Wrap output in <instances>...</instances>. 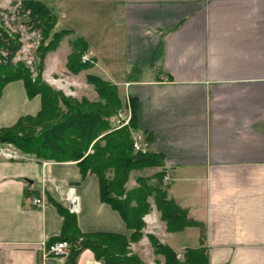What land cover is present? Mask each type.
<instances>
[{"label":"crops","instance_id":"crops-1","mask_svg":"<svg viewBox=\"0 0 264 264\" xmlns=\"http://www.w3.org/2000/svg\"><path fill=\"white\" fill-rule=\"evenodd\" d=\"M50 4L70 40L62 63L57 50L46 54L43 80L51 85L54 72L64 69L81 87L77 99L98 101L85 78L93 74L117 86L122 99L135 100L134 137L145 141L149 135L148 149L164 157L168 198L202 224V230L170 233L162 221L149 224L146 215L144 228L180 261L186 250L200 248L207 264H264V0ZM85 14L95 23L108 16V25L86 31L69 25ZM76 38L85 41L93 67L74 75L65 62ZM39 109V96L28 98L21 81L9 82L0 94V128ZM133 173L126 189L136 186ZM69 188L81 233L131 235L119 214L100 201L96 176L82 178L75 162L0 154V264H69L68 252L53 258L44 248L60 235L63 218L55 203L70 211ZM147 236L143 229L141 239L130 243L132 253L139 254L134 247ZM74 264L102 263L83 249Z\"/></svg>","mask_w":264,"mask_h":264},{"label":"trees","instance_id":"trees-1","mask_svg":"<svg viewBox=\"0 0 264 264\" xmlns=\"http://www.w3.org/2000/svg\"><path fill=\"white\" fill-rule=\"evenodd\" d=\"M18 1L22 12L27 14L28 25L39 29L45 38L56 23L45 0ZM69 33L61 29L46 43L40 41L36 50L38 64L33 73L23 63L12 62L21 45L19 35L0 22V94L7 83L19 80L28 98L40 97L36 115L22 116L13 126L0 128V144H10L21 154L38 161L75 162L82 178L88 174L96 176L100 201L115 210L126 228L132 231L129 237L113 233H81L74 213L55 203L63 224L60 235L50 243L67 242L69 264H74L83 249H89L102 264H144L129 247L142 237L143 217L150 211L149 200L167 232H179L186 227L202 230V224L188 218L187 211L168 198L163 155L150 151L148 146L140 150L133 148L137 131L135 100L122 99L117 86L93 74L85 78L96 92L98 101L66 96L42 79L45 54L54 50L58 41ZM70 49L65 62L67 71L76 75L93 67L92 60L81 61L87 52L82 38L72 40ZM126 118L127 123H124ZM149 139L146 135L145 141ZM150 168L157 171L149 177L136 178L137 186L126 189L132 171ZM147 238L153 253L164 257L163 264H207L203 249L186 250L180 261L168 246L152 235Z\"/></svg>","mask_w":264,"mask_h":264},{"label":"rangeland","instance_id":"rangeland-1","mask_svg":"<svg viewBox=\"0 0 264 264\" xmlns=\"http://www.w3.org/2000/svg\"><path fill=\"white\" fill-rule=\"evenodd\" d=\"M51 0H45L44 4L50 9ZM53 6V5H52ZM51 6V7H52ZM50 11L53 15L56 17V13H54V10L51 8ZM91 18H90V17ZM93 15L85 14L83 15V18L80 22L71 23L69 25H72L75 29L84 30L90 28L89 30H94L96 26L100 25H108V16H104V23H95L94 22ZM28 17L27 14L22 12V9L20 7V3L18 0H0V22L12 33H16L19 35V41L21 43L19 50L15 53V55L12 58L13 63L21 62L34 73L36 65L38 64V57L36 55V50L39 46L40 41L43 40V42H47L51 39V36L54 32L60 31L63 27L57 24V18L56 23L54 26L50 29L47 36L44 38L42 37V32L39 29H32L30 25H28ZM59 21H61L59 19ZM70 26V27H72ZM95 32V31H94ZM106 33H109V30L106 31ZM68 36L66 35L62 37L54 50L48 51L46 54L54 51H58L61 54L60 62L64 58V43L65 41H69ZM72 40V39H71ZM71 42V41H70ZM104 49L108 50V47H104ZM117 49V48H115ZM120 48H118V51ZM56 51V52H57ZM71 51V49H70ZM108 52V51H107ZM45 54V56H46ZM6 54L4 53L3 56ZM44 56V58H45ZM68 56V55H67ZM66 56V57H67ZM62 63V62H61ZM43 68H44V59H43ZM43 71V70H42ZM43 79V78H42ZM51 80L53 82L51 83V87L60 90L64 95L70 96L72 98L77 99V96L75 94V91L78 92L81 90V87L78 86V84L71 83V80L69 78V75L65 72L64 69H60L59 71H55L54 75L51 77ZM45 81V80H44ZM80 100V99H77ZM0 154L4 155L6 158H18V157H28L26 155L21 154L19 151H17L12 145L10 144H0ZM9 155L10 157H8ZM31 158V157H30ZM146 170V169H144ZM144 170H137V173H133L132 180H135L138 177H149L153 174L144 171ZM137 186V183H136ZM135 186V187H136ZM151 200H149V203ZM155 207H151L150 204V211L148 212L147 216H151L147 218V221L149 224H153L156 222V225H161L159 220V214L153 210ZM156 210V209H155ZM146 215L143 217V221L145 220ZM154 218V219H153ZM155 220V221H154ZM145 224V223H144ZM146 226V225H145ZM151 227V226H150ZM148 235H152V229L151 228H143ZM154 238L157 239V235H152ZM141 239V238H140ZM158 240V239H157ZM139 241V240H138ZM137 252L140 254H136L144 264H163L164 263V257L162 260H160L159 255H155L153 253L152 246L148 241H143L138 245H135ZM154 255V256H153Z\"/></svg>","mask_w":264,"mask_h":264},{"label":"built area","instance_id":"built-area-1","mask_svg":"<svg viewBox=\"0 0 264 264\" xmlns=\"http://www.w3.org/2000/svg\"><path fill=\"white\" fill-rule=\"evenodd\" d=\"M82 62H91V58L88 57L87 55H83L82 57ZM53 80H51V83ZM120 117H122L120 115ZM123 118V117H122ZM124 123H127V118L125 119ZM148 145L146 141H144L140 136H135L133 137V148L135 150H140L142 148H145ZM10 157L9 155H7ZM73 189L69 188L68 189V195H69V201H70V212H73L76 208V201L77 198L72 194ZM35 204L40 203V200H34ZM45 252L46 256H50L53 258H59V257H65L68 252V244L65 241H58V242H53V243H47L45 246Z\"/></svg>","mask_w":264,"mask_h":264},{"label":"bare ground","instance_id":"bare-ground-1","mask_svg":"<svg viewBox=\"0 0 264 264\" xmlns=\"http://www.w3.org/2000/svg\"><path fill=\"white\" fill-rule=\"evenodd\" d=\"M148 222V221H147Z\"/></svg>","mask_w":264,"mask_h":264}]
</instances>
